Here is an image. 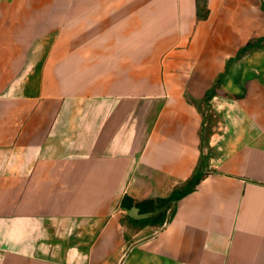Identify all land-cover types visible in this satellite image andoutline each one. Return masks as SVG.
Returning <instances> with one entry per match:
<instances>
[{
    "label": "crops",
    "instance_id": "crops-1",
    "mask_svg": "<svg viewBox=\"0 0 264 264\" xmlns=\"http://www.w3.org/2000/svg\"><path fill=\"white\" fill-rule=\"evenodd\" d=\"M0 264H264V0H0Z\"/></svg>",
    "mask_w": 264,
    "mask_h": 264
},
{
    "label": "trees",
    "instance_id": "trees-1",
    "mask_svg": "<svg viewBox=\"0 0 264 264\" xmlns=\"http://www.w3.org/2000/svg\"><path fill=\"white\" fill-rule=\"evenodd\" d=\"M198 15L205 16V13H201L199 8ZM247 48L248 46H246L242 50L244 51ZM214 91L215 90L211 91V93H208L207 97H210V95H212ZM199 179L200 176L198 177L196 173L187 185L183 186L182 188L173 190V192L168 197L158 198L153 208L155 212L151 216H149L151 218V221L154 222V224L163 223L166 220V212L172 201L181 198L182 196L193 190L195 184L199 181Z\"/></svg>",
    "mask_w": 264,
    "mask_h": 264
},
{
    "label": "water",
    "instance_id": "water-1",
    "mask_svg": "<svg viewBox=\"0 0 264 264\" xmlns=\"http://www.w3.org/2000/svg\"><path fill=\"white\" fill-rule=\"evenodd\" d=\"M134 210L136 211V213H135V211H133V210H130L129 212L131 213V214H133V215H141V214H139V213H137V208L135 207L134 208Z\"/></svg>",
    "mask_w": 264,
    "mask_h": 264
}]
</instances>
